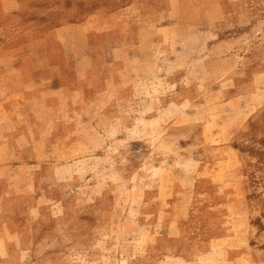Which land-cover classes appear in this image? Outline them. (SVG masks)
Segmentation results:
<instances>
[{"label": "rangeland", "instance_id": "rangeland-1", "mask_svg": "<svg viewBox=\"0 0 264 264\" xmlns=\"http://www.w3.org/2000/svg\"><path fill=\"white\" fill-rule=\"evenodd\" d=\"M17 1L0 264H264V0Z\"/></svg>", "mask_w": 264, "mask_h": 264}, {"label": "crops", "instance_id": "crops-1", "mask_svg": "<svg viewBox=\"0 0 264 264\" xmlns=\"http://www.w3.org/2000/svg\"><path fill=\"white\" fill-rule=\"evenodd\" d=\"M6 4H8L7 6H12L10 9H5V11L7 13H12V12H18L20 11V3L17 1V0H4ZM88 26V22H83V23H80V24H76V25H73L71 27H61L59 29L56 30L57 33H60V34H64L65 32H76L77 33H81V34H84L86 32V28ZM67 34V33H66ZM75 34V33H74ZM6 35V29L4 26H0V38H4V36ZM45 62L47 63V66L49 68V63H48V58L46 57L45 58ZM47 69V67H46ZM64 89H52V88H49L47 91V93H57L58 91H63Z\"/></svg>", "mask_w": 264, "mask_h": 264}, {"label": "trees", "instance_id": "trees-1", "mask_svg": "<svg viewBox=\"0 0 264 264\" xmlns=\"http://www.w3.org/2000/svg\"><path fill=\"white\" fill-rule=\"evenodd\" d=\"M254 183L256 184V185H260L261 183L258 181V179H256L255 181H254ZM258 187V186H257Z\"/></svg>", "mask_w": 264, "mask_h": 264}]
</instances>
